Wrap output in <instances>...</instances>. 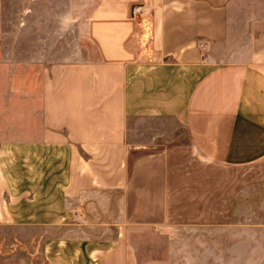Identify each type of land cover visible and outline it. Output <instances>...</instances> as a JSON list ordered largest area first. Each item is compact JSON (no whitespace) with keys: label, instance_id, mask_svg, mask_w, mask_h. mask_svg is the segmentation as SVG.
I'll list each match as a JSON object with an SVG mask.
<instances>
[{"label":"crops","instance_id":"crops-1","mask_svg":"<svg viewBox=\"0 0 264 264\" xmlns=\"http://www.w3.org/2000/svg\"><path fill=\"white\" fill-rule=\"evenodd\" d=\"M87 33L96 58L38 72L0 42V264H53L21 213L43 147L50 170L62 156L65 200L121 197L124 232L88 264H127L134 234L223 225L264 203V0H97Z\"/></svg>","mask_w":264,"mask_h":264},{"label":"rangeland","instance_id":"rangeland-1","mask_svg":"<svg viewBox=\"0 0 264 264\" xmlns=\"http://www.w3.org/2000/svg\"><path fill=\"white\" fill-rule=\"evenodd\" d=\"M96 2L3 0L5 34L0 35V42L8 46L11 64L36 61L38 72L50 62L96 58L95 45L87 33L88 17ZM28 68L26 77L31 84L34 69ZM42 157L40 188L30 189L34 201L21 210L40 222L31 227V233H24L37 230L43 253L48 246L53 247V264H88L85 255L89 249L107 247L119 231L124 232L121 197L90 191L81 200H65L58 188L62 156L53 150L51 170L44 147ZM255 206L250 215L233 213L223 225H164L134 234L127 240V264H264V203ZM35 263L49 264V259L39 254Z\"/></svg>","mask_w":264,"mask_h":264},{"label":"built area","instance_id":"built-area-1","mask_svg":"<svg viewBox=\"0 0 264 264\" xmlns=\"http://www.w3.org/2000/svg\"><path fill=\"white\" fill-rule=\"evenodd\" d=\"M141 11H142V5L141 4L137 3V4H134L132 6L131 12H132L133 16L139 14Z\"/></svg>","mask_w":264,"mask_h":264}]
</instances>
